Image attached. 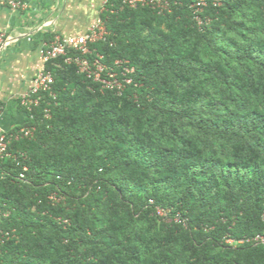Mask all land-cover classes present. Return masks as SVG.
<instances>
[{
  "label": "trees",
  "instance_id": "trees-1",
  "mask_svg": "<svg viewBox=\"0 0 264 264\" xmlns=\"http://www.w3.org/2000/svg\"><path fill=\"white\" fill-rule=\"evenodd\" d=\"M169 1H108L93 48L134 68L121 96L58 60L18 102L7 136L35 132L0 161V264H264V0H207L203 26Z\"/></svg>",
  "mask_w": 264,
  "mask_h": 264
},
{
  "label": "crops",
  "instance_id": "crops-1",
  "mask_svg": "<svg viewBox=\"0 0 264 264\" xmlns=\"http://www.w3.org/2000/svg\"><path fill=\"white\" fill-rule=\"evenodd\" d=\"M109 0H23L24 9H12L0 0V32L7 36L0 48V134L25 123L20 98L32 87L45 66L40 50L56 35L81 36L102 21Z\"/></svg>",
  "mask_w": 264,
  "mask_h": 264
},
{
  "label": "built area",
  "instance_id": "built-area-1",
  "mask_svg": "<svg viewBox=\"0 0 264 264\" xmlns=\"http://www.w3.org/2000/svg\"><path fill=\"white\" fill-rule=\"evenodd\" d=\"M121 3L120 9L124 8L137 9L149 7L158 14H165L171 11V2L169 0H119ZM2 4L12 9H24L23 0H1ZM108 3V2H107ZM106 3V5H107ZM214 6H221L222 0H214ZM106 5L103 12L107 11ZM209 6L207 0H198L191 5L195 11L194 20L199 26L208 24L209 19L203 20L201 14L205 8ZM115 13V11H111ZM109 36V32L103 21L92 26L88 32L81 36L62 37L56 35L53 39L45 42L40 50V55L44 63V68L37 74L32 87L19 100L22 107L31 111L33 108L39 107L43 100L42 95L50 93L54 84L52 72L47 69V65L51 62L62 60L65 65L75 66L77 73L83 75L88 81L97 84L101 92H113L121 96L125 89L133 82L128 76L135 72L134 68L125 66L122 71L116 70L122 68L125 64L120 61L115 62L114 66H109L104 63V55L99 53L93 46L100 42H105ZM7 36L4 32H0V48L6 44ZM52 96V95H51ZM55 99V96H53ZM2 109L0 107V115ZM46 118H50V111L45 110ZM35 128H21L20 130L10 134H0V161L10 157L8 151L11 141H19L24 138L33 136ZM158 215L165 218L168 222L169 216L166 212L158 210ZM177 222L179 220H176ZM253 245H264V236L258 235L253 239L247 240ZM229 244H243L244 240L235 242L233 239H228Z\"/></svg>",
  "mask_w": 264,
  "mask_h": 264
}]
</instances>
